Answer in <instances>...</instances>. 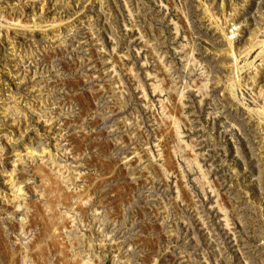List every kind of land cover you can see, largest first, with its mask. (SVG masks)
I'll use <instances>...</instances> for the list:
<instances>
[{
    "label": "rangeland",
    "instance_id": "374dc122",
    "mask_svg": "<svg viewBox=\"0 0 264 264\" xmlns=\"http://www.w3.org/2000/svg\"><path fill=\"white\" fill-rule=\"evenodd\" d=\"M0 264H264V0H0Z\"/></svg>",
    "mask_w": 264,
    "mask_h": 264
}]
</instances>
